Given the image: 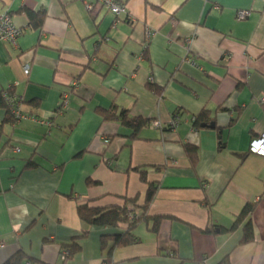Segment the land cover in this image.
Wrapping results in <instances>:
<instances>
[{
	"label": "crops",
	"instance_id": "1",
	"mask_svg": "<svg viewBox=\"0 0 264 264\" xmlns=\"http://www.w3.org/2000/svg\"><path fill=\"white\" fill-rule=\"evenodd\" d=\"M126 6L114 27L81 0H0L24 31L0 43V94L25 115L0 107V264H62L75 243L68 264H264V0ZM124 206L143 219L120 246L124 227L79 215Z\"/></svg>",
	"mask_w": 264,
	"mask_h": 264
},
{
	"label": "trees",
	"instance_id": "2",
	"mask_svg": "<svg viewBox=\"0 0 264 264\" xmlns=\"http://www.w3.org/2000/svg\"><path fill=\"white\" fill-rule=\"evenodd\" d=\"M116 2L122 3L126 5V0H115ZM83 3V2H82ZM85 7V6H84ZM128 9V8H127ZM86 10V9H85ZM86 13L92 18L97 20L99 17L103 16H92L91 14H89L87 11ZM105 14H111V13H105ZM104 14V15H105ZM112 15V14H111ZM116 19V21L114 22V27H116V25L118 24L117 22L121 21L120 19L123 18H119L116 17L115 15H113ZM126 21L130 22L132 21V18L130 17V13L128 10V13L126 14ZM151 36V33L148 32V37ZM79 88V83L75 82L73 83V86L71 87V93L67 92L65 94L62 95V102L59 105V113L65 111L68 107V103H69V97L70 95L75 92L76 89ZM4 94V93H3ZM3 94H0V107L1 106H7L4 98H3ZM65 95H67V98H63ZM64 101L67 103L66 106H64ZM8 113H9V120L8 121H12V122H16V118L14 115H12L10 109L8 108ZM23 113V111H22ZM24 114V113H23ZM115 115H108L106 116V119H111L114 118ZM121 118L123 119V121H126L127 123V115L126 112L122 113ZM209 117L207 116V113H203L202 115H200L197 119H196V123H195V127H199L202 123L206 122L207 119ZM138 121H133L130 124H135ZM51 121H48V125L52 126ZM31 166V162L28 164V167ZM153 194H154V189L153 187L150 188V192L148 195V200L147 203H149L152 198H153ZM254 206L253 205H249L247 206L245 212H244V216H248L253 212ZM133 214V218L130 219L129 216L130 214ZM79 215L81 217V219L88 225L91 226H97V227H107V228H120V227H124L126 234H124L123 236H119V237H115L114 239L116 240L117 245H124L130 242L129 236L130 233L132 232V230L141 222V220L143 219L142 217H138L137 215H135L131 210H129L127 208V206L124 207H118V208H112V209H108V210H100V209H96V208H88V207H81L79 209ZM247 231L249 232V225L247 226ZM208 232L212 233L213 231L208 228ZM246 232V240H250L251 236L249 235V233ZM248 233V234H247ZM76 245L78 246V243H75V246L73 247V245H71L70 247L64 248L62 250V252L64 250H69L70 251V257H69V261L72 258L73 255V250L71 248H75ZM24 260V257L22 255H17L15 256L13 259H11L7 264H21ZM107 263V262H106Z\"/></svg>",
	"mask_w": 264,
	"mask_h": 264
},
{
	"label": "built area",
	"instance_id": "3",
	"mask_svg": "<svg viewBox=\"0 0 264 264\" xmlns=\"http://www.w3.org/2000/svg\"><path fill=\"white\" fill-rule=\"evenodd\" d=\"M85 6L86 11L92 16H100L105 13H111L116 17H125L128 13L127 6L125 4L116 2L115 0H81ZM249 11H239L238 18L240 20L245 19L249 15ZM24 33L23 30H19L13 26L11 18L8 14L0 16V43L9 44V45H17L18 39ZM150 33V32H149ZM30 66L25 67L26 74L30 72ZM152 81V78H151ZM3 98L10 109L12 115L15 116L16 120H21L24 118V114L22 113V100L19 97H16L12 94L5 93L3 94ZM63 98H67L65 95ZM67 103L64 101V106ZM181 122V118L179 115H175L174 120L172 121V128H176L178 124ZM154 125L157 127L161 126L160 122H156ZM249 153L252 155H258L264 157V135L260 138L254 139L250 145ZM130 219L133 218V214L131 213L129 216ZM70 251L64 250L61 253L60 260L62 264H66L69 261Z\"/></svg>",
	"mask_w": 264,
	"mask_h": 264
},
{
	"label": "rangeland",
	"instance_id": "4",
	"mask_svg": "<svg viewBox=\"0 0 264 264\" xmlns=\"http://www.w3.org/2000/svg\"><path fill=\"white\" fill-rule=\"evenodd\" d=\"M24 117H25V115H24ZM22 119H23V118H22ZM22 119H21V120H22ZM17 121H19V120H17ZM61 263H62V262H61ZM68 263H69V261H68L66 264H68Z\"/></svg>",
	"mask_w": 264,
	"mask_h": 264
}]
</instances>
